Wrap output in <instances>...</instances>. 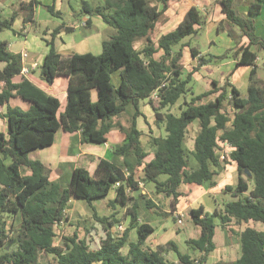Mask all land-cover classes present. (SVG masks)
Here are the masks:
<instances>
[{
  "label": "trees",
  "instance_id": "obj_1",
  "mask_svg": "<svg viewBox=\"0 0 264 264\" xmlns=\"http://www.w3.org/2000/svg\"><path fill=\"white\" fill-rule=\"evenodd\" d=\"M171 1L86 3L88 14L99 15L111 28L108 37L102 40L99 54L62 55L53 41L62 29L69 28L59 26L49 33L45 39L48 49L39 73L47 83H52L58 75L68 77L66 105L60 113L57 97L46 94L26 78L12 82L11 78L23 67L21 55L10 52L7 42L0 39V82H3L0 108L6 106L7 120L6 132L0 131V264H42L39 260L42 251L53 254L55 264H264V81L257 73L256 53L251 50L252 46L263 50L264 38L255 33L254 20L250 17L264 15V0H212L225 17L216 30L226 31L233 46L221 54L200 55L198 65L234 60V68L251 66L247 89L242 94L228 76L221 86L213 80L212 89L185 101L178 114L167 108L185 97L192 74L181 76L182 49L190 46L206 18L191 6L174 28L161 34L154 43L151 33ZM37 5L38 0L20 2L19 12L24 22H34ZM43 6L55 13L51 5ZM241 6L245 10L241 11ZM11 24L12 18H4L0 13V30L12 29ZM244 38L246 42L241 43ZM140 39L144 40L143 47L136 49L135 43ZM189 48L192 56H198L197 48ZM159 50L162 53L155 58L153 54ZM114 71L119 72L118 87L110 80ZM162 83L165 85L158 89L157 98L149 99ZM91 89H96L95 100L91 98ZM215 92L218 93L213 100L197 103ZM13 96L28 101V108L9 105ZM140 99L147 100L157 125L164 131V135L150 137L149 142L155 149L153 158L146 162V152L139 141L141 132L135 121ZM128 103L135 108L131 124L124 142L114 150L125 156L123 165L99 159L93 173L84 167H75L68 184L63 186L49 178L47 168L39 159L29 157L30 151L50 145L60 128L67 132L80 131L81 142L103 143L107 132L115 127L112 118ZM228 104L233 108L232 114L227 111ZM194 121L198 122L199 130L189 150L185 139ZM218 141L233 147L222 160L215 152ZM129 155H133L132 162L128 160ZM228 160L236 162L238 177L236 184L225 186V190H232L235 198L225 202L221 210L205 212L202 205L189 210L193 223L200 226V234L185 243L200 255L191 257L173 241L155 249L147 246L145 240L154 227L138 221V199L129 195L127 189H137L139 181L150 182L157 194L171 198L173 207L181 194V183L211 187L215 184V174ZM141 164L142 176L136 178L135 169ZM22 166L30 174H23ZM116 182L119 184L115 185ZM249 182H252L251 189ZM112 189L115 195L108 203L113 207L116 204L127 207L129 223L123 229L118 225L116 211L100 216L91 205L93 199H104ZM72 197L84 199L91 206L92 216L103 230L98 246H92L90 239L80 237L76 231L67 236L62 234L61 246L54 244L56 231L68 220L66 210ZM142 197L148 208L155 206L145 195ZM7 215L19 217L16 225L10 222L11 229ZM215 217L223 227L233 221L246 224L238 233L240 255L233 261L208 263L215 249ZM250 222L263 228L247 225ZM115 225L121 229L112 231ZM132 229L137 234L135 240L130 239ZM169 250L174 251L175 260L165 257L164 253Z\"/></svg>",
  "mask_w": 264,
  "mask_h": 264
},
{
  "label": "crops",
  "instance_id": "obj_2",
  "mask_svg": "<svg viewBox=\"0 0 264 264\" xmlns=\"http://www.w3.org/2000/svg\"><path fill=\"white\" fill-rule=\"evenodd\" d=\"M21 1H24V0H0V13L4 18H12V24H11L12 29L11 30L16 35H23V38H24L23 45L29 46L31 48L34 47L36 49L35 52H40L41 55H39L37 57H32L30 60L29 59L27 60V58L30 55L27 53L25 47H21L20 49H13V43H8L6 41L7 42V48L10 52L19 53L21 55V60H22V65H23L21 71L18 74L14 75L11 78V80H12V82L17 83V82H20L23 78H26L33 85H35L36 87L41 89L46 94L57 97L59 102H60L59 109H58V113H60L64 110L65 105H66L68 77L65 75H58L54 78L52 83H47L41 77V75L39 73V67L42 63V60H43L45 53L47 52L48 46L46 44V41L44 40L45 41V47L43 48V53H42L41 42L35 40V38H33V37L37 36V35L38 36L41 35L43 37H40V39L43 40L42 38H44V39L48 38V34L54 28H57L59 26H65L69 29L68 30L62 29L56 35V37L53 41L56 50L60 54L65 55V56L70 55V54L75 53V52L86 53V52H90L89 50H90V48H92V44H93V42L96 41L97 36L95 34L89 32V33H82L79 36V38L76 39L72 36V32L76 28H85L86 30H89L95 26L97 28H103L105 25V22L102 20V18L99 15L88 14L87 10L85 9L86 3H83L82 9L80 11H76L75 9L71 8L69 1L66 2V5L72 9L71 13H69L71 17H70V19L67 20V19L61 17L62 14H66V11H63L64 0H38L39 5H51L53 7V10L55 13H52V12L47 10L49 12L50 16H59L60 17V22H52L50 25L49 21H47L48 26H45L43 28L38 23L39 20H37V18H36V11H37L39 5L34 6V22L33 23L32 22H24L23 16H22L21 12H19V9H20L19 4ZM172 2H174V1H172ZM172 2H170V4ZM175 3H178V1H175ZM185 3H186L185 10L179 14L180 20H182L184 14L186 13V11L191 6H195L196 8L201 10L204 8L205 5H210V3H212V2H211V0H186ZM170 4H169L168 8L162 14L168 13V11L170 10V6L172 7L174 5V4H171V5ZM214 6L215 7H211L210 13L206 16L205 25H208V27H210L211 30L214 29L216 35L219 34V36L217 37L216 40L215 39L209 40V45H210V47L211 46L221 47V45H222L223 46V47H221L222 51L220 50L219 53H217V54H221L224 50L232 47V40L226 31L217 32L216 29H217V25H218L219 21L225 20V17L220 11V6L218 4H216ZM240 9H241V11H243V10H245V7L241 6ZM256 16H258V17L256 18ZM250 17H252L253 20L255 19L254 20L255 33L258 36L264 38V15H263V13H259L256 15H250ZM256 21L258 23V26H257ZM86 22H89V23L87 24ZM174 27H172L171 29L166 30V31H161V29H160V33H159L158 37L161 34L172 30ZM44 30H46L45 34H44V32H45ZM63 31H65L66 33H70V35L68 36V39L66 41L63 40V38L61 37V34L63 33ZM31 32L34 35H31ZM28 37H30V38H28ZM158 37L156 38V41H157ZM59 39L61 40V43L58 42ZM31 40L34 43L31 42ZM156 41L154 43H156ZM245 42H246L245 38L241 40V43H245ZM142 47H143V44L139 48H136V46H135L136 49H141ZM189 47H194V48L198 49V47L193 45V40H192L190 42V46L183 47L182 56H181L179 63L181 65V73H182L181 76L182 77L185 76L187 73L192 72L191 77H190L191 79L188 83L190 90L185 94V97L182 98V101L178 100L179 102L177 101L174 105L167 108L170 112H172L174 114H178L180 111V108H182L184 106L185 101H189V99L192 96H194L198 93H201L205 90L212 89L213 88V84H212L213 80L218 82V86H221L227 76H228V80L230 81V83L233 84L242 94H244L246 92L247 82H248V80H247L248 79V73L251 69V66L241 65L239 67L234 68V64H235L234 60H226V61H223L220 63L198 65V57L200 55H203V54H206L209 52L203 53L198 49V56L194 57L191 55ZM252 47H251V50L255 51V50H253ZM101 50H102V42H101ZM259 50H261L260 55L257 54V52L255 51V53H256L255 64H256V69H257L258 75L264 81V49L263 50L259 49ZM161 53H162V51L159 50L156 53H154L153 56L155 58H158ZM22 54H25V55H22ZM97 54H99V53H97ZM110 80H111V83L114 85V87H118L119 82H120L119 72L118 71L112 72L110 75ZM193 80H196L199 82L202 81L204 83V87H203L204 90H202L200 92H195L192 89V87L190 86V83ZM2 85H3V82H0V88ZM217 93L218 92L210 94V95L204 97L202 100L198 101L197 103L207 102L209 100H213L215 98V96L217 95ZM91 98L93 100L96 99V89H91ZM29 104L30 103L28 101L20 98L19 96H13L9 100V105L20 106L24 109L28 108ZM130 105H132V104L128 103L125 106L124 110L121 111L119 114L123 113L128 106L130 108L131 107ZM175 105L178 106L177 112L172 111V107ZM134 110H135V108L132 105V108H130V110L127 112V114L124 117V118H126L128 116V114L130 116V118L127 121H124V123H126V124L120 123V122H118V120L113 121V123L115 124V127L111 128L107 132L106 141H104L103 143H96V142H92V141L81 142L80 131L67 132V131H64L63 129L60 128L55 132L54 141L50 145H47L45 147H40V148H37V149L30 151L29 157L32 159H39L45 165V167L47 169H57V171H58V169L61 170L62 168L66 169L67 170L66 176H64V177L59 176L57 179H55V180H58L63 186H66L68 184L69 179H70V174H71L70 172L75 167L81 166V167H84L87 169L93 168L92 171L88 170L90 173L91 172L93 173L99 159H106V160H108V161H110L116 165H123V163L125 161V156L122 154L115 153L114 150L118 145H121L124 142L126 132L128 131L129 126L131 124V119H132V115L134 113ZM138 110H139V115L136 116L135 121H136V127L141 132L139 135V141H140V144H141L144 152H146V156L144 158V162H146V161H149L150 159L153 158V153H154V149H155V147L152 146V144L149 142L150 137H152V136L157 137V136L164 135V131L160 125H157V123L155 121L154 111L151 108V106L147 103L146 99H140L138 101ZM5 111H6V106H3L0 108V122L2 123L1 128L2 129H3V127L5 128V131L0 130L2 132H6V129H7V120H6V117L4 116ZM119 114H118V117L120 118L121 116H119ZM115 117L118 118L117 116H114L113 118H115ZM190 127H192V128H190ZM198 130H199L198 122L194 121L191 124V126H189V129H188V132L186 135V139H185V146L189 150H191L193 148V141H194V138H195ZM58 132L60 133L61 138H60V140H58V142H56ZM143 137H146L148 139V143H147L148 146L147 147H145L143 144V139H142ZM187 138H189V140H190L189 146L186 145ZM39 149H47V151L44 154L36 153V151ZM79 160H81L82 165H77ZM128 160L130 162H132L133 161V155H129ZM9 161H10V159L7 158L6 162H9ZM142 167H143V164L136 167V169H135V177L136 178H139L140 176H142ZM22 168H24L25 171H28L26 173L22 172L23 174H30L29 169L22 166L21 171H22ZM237 177H238V173H237L236 162L232 161V160H228L223 165V167L217 172V174H215V176H214L215 184L211 187H206L203 185H197L194 183H181L179 186V191L181 194L177 197L176 203L174 204L173 207H172L171 202H170L171 198L166 196L168 198L169 204H170V211H169L170 214L176 220L177 218L175 217V215L177 212H181L183 214V216H185L187 214L190 215L189 210L191 208H196L199 205H202L203 210L205 212H212L215 209L221 210L223 208V205L225 202L235 198V196H233V191L232 190L226 191L225 186H227V185L234 186L236 184ZM49 178H50V176H49ZM61 178H64V179L69 178V179H67L66 182H64V180L60 181ZM139 186H142L141 181H139ZM251 187H252V182L251 183L249 182V189H251ZM138 188L134 189V190L127 189V192L129 195H131L133 192L137 191ZM144 191H148V190H146L145 188L144 189L142 188L141 192L143 193ZM245 193H247V192H245ZM114 195H115V190L112 189L109 191V193L107 194V196L104 199H93L91 201V205L94 206L96 212L98 213V211L94 205L96 203V201L97 200H100V201L106 200L109 202V200H111L114 197ZM72 198H75V197H72ZM152 201H154V200L152 199ZM87 205H88V203H87ZM88 206L91 208L90 205H88ZM108 207H113V206H111L108 203ZM116 207H118V206H116ZM123 207L127 208L126 206H123ZM113 208H115V207H113ZM91 211H92V208H91ZM112 211H114V210H112ZM138 212H139V218H138L139 222H148L149 224H151L154 227V231L145 240V244L147 246H150L151 248L155 249V248H157V247H155L157 245H161V244L165 245V243L175 240V236H171V233L169 234V236H167V234H166L167 227H165V226H162V230H160L156 233V227L154 224H157V222H159V221L157 219H155V222L153 220H151V218H149V216H148L149 212L143 213L145 215L141 214L140 211H138ZM164 212L169 213L168 211H164ZM110 213H112V212H110ZM109 214H99L98 213V215H100V216L109 215ZM125 222L129 223V215H126ZM182 223H183V221H182ZM121 224L122 223H119L118 225H121ZM118 225L113 226L111 228V230L115 231ZM245 225L246 224L244 223V226ZM126 226H128V224ZM126 226L122 225L121 227L125 228ZM99 227H100V231L95 232V233H97V236L93 235L91 230L88 232L86 231L81 236H80L78 230H75V231L78 233V235L80 237L85 236L88 239H90L92 246H98L100 238L103 237V230L101 228V225ZM174 235H177V234L174 233ZM215 248H216V245H215ZM125 250L126 249H124V251ZM170 252H173V251L169 250V251L165 252L164 254L167 255L166 253H170ZM209 258H210V255L208 257V260H209ZM175 259L176 258L174 257V259H170V260H175Z\"/></svg>",
  "mask_w": 264,
  "mask_h": 264
},
{
  "label": "rangeland",
  "instance_id": "obj_3",
  "mask_svg": "<svg viewBox=\"0 0 264 264\" xmlns=\"http://www.w3.org/2000/svg\"><path fill=\"white\" fill-rule=\"evenodd\" d=\"M68 1H69V4L71 5L72 9H75L76 11H80L82 9L83 3H88L89 5H95L96 3L102 2L103 0H64L63 11H66V14H62L61 17L65 18L67 20L70 19L71 16L69 13H71V11H72V9L66 5V2H68ZM173 1L174 2L171 1L172 2L171 4H174V5L172 7L170 6V10L168 11V13H166V14L164 13L159 17V19L156 23L155 29L151 33V37H152V40L154 42L156 41V38L158 37V35L160 33V29H161V31H166V30H169L172 27H174L177 24V22L180 20L179 14L185 10L186 0L185 1L184 0H173ZM175 1H178V3H175ZM151 2L153 4H158V0H151ZM211 2L212 3H210V5H205L204 8L200 10L205 15V18L210 13L211 7H215L214 5H216V3H214L212 0H211ZM257 17L258 16H256V18ZM36 18H37V20H39L38 23L43 28L45 26H48L47 21H49L50 25L52 22H60V17L59 16H50L49 12L47 11V9L43 5L38 6V9L36 11ZM256 23H257V21H256ZM257 26H258V23H257ZM110 30H111V28L109 26H107L106 24L104 25L103 28H97L95 26L89 30H86L85 28H76L72 32V36L74 38L78 39L82 33H89L90 32V33L95 34L97 36V39L95 42H93L92 48H90L89 51L91 53L97 54V53H100V51H101L102 40L108 37ZM31 35H34V34L31 32ZM69 35H70V33H66L65 31H63V33L61 34V37L63 38V40L66 41L68 39ZM218 36H219V34L216 35L214 29L211 30V28L208 27V25H204L203 28L201 29V31L193 37V45L198 47V49L203 53L209 52L211 54H217V53H219V51L221 50V47H223V46L221 45V47H215V46L210 47L209 40L210 39L216 40ZM40 37H43V36L37 35V36H34L33 38H35V40L41 42L42 53H43V48L45 47V41L44 40L46 38L45 39L42 38L43 40H41ZM48 37H49V34H48ZM28 38H30V37H28ZM0 39L5 40L8 43H13V49H20L21 47H25L27 53L30 55L27 58V60L28 59L30 60L32 57H37V56L41 55L40 52H35L36 49L34 47L31 48L29 46H24L23 45V41H24L23 35H16L11 29L5 28V29L0 30ZM31 42H33V41L31 40ZM58 42L61 43V40L59 39ZM143 42H144L143 39L138 40L135 43L136 48H139L143 44ZM232 46H233V43H232ZM252 48H253V50H255L257 52V54L260 55L261 50H259L256 46H253ZM190 86L192 87V89L195 92H200V91L204 90V88H203L204 83L202 81L199 82V81L193 80L190 83ZM179 101H182V97L179 99ZM130 106H131L130 108H132V105H130ZM130 108L128 106L123 113L119 114V116H121L120 118L118 117V115H116L118 118H116V117L112 118V122L115 120H118V122L126 124V123H124V121H127L130 118V116L128 114V116L126 118H124V117L127 114V112L130 110ZM226 108H227V111L229 112V114L233 113V108L229 104L226 106ZM172 111L177 112L178 106H176V105L173 106ZM1 127H2V123L0 122V130L5 131V128L3 127V129H2ZM190 128H192V127H190ZM60 138H61L60 133L58 132L56 142H58V140H60ZM142 139H143L144 146L147 147L148 146V144H147L148 139L146 137H143ZM189 144H190V140H189V138H187L186 145L189 146ZM46 151H47V149H39L36 151V153L44 154ZM77 165H82L81 160H79ZM85 169H87V168H85ZM92 169L93 168L87 169V170L92 171ZM47 171H48V174H49L51 180H55L59 176L64 177L67 175V170L64 168H62L61 170L58 169V171H57V169H47ZM22 172L26 173L28 171H25L24 168H22ZM71 172H72V170H71ZM67 179H69V178H67ZM67 179L61 178L60 181L64 180V182H66ZM142 188L143 189L145 188L148 191H144L142 193L141 192ZM142 195H145L146 198L148 197L150 200L153 199L155 206L148 208L146 205V202H145V198L142 197ZM131 196L135 199H138V203H139L138 211H140L141 214H143L145 212H149L148 216H149V218H151V220H153L155 222V219H157L159 221V222H157V224H154L156 227V233L158 231L162 230V226H165V227H167V230H166L167 236H169L170 233H171V236H175V240H173V241L178 245V248L182 252H186V253L190 254V256L193 258H197L200 255V252L197 249H194L191 246H188L184 242L187 239L196 238L200 234V226L193 223L190 215L187 214V215L182 217L183 223H177L176 220L172 217V215L169 212L170 211V204H169L168 198L163 193L157 194V192L154 189V185L150 182H148L146 184L142 183V186H139L138 190L133 192L131 194ZM97 201L94 205H95L99 214H109L110 212H112V210H114V211H116V217L118 218L119 223H122L121 226L122 225L126 226L128 224L125 222L126 215H127V213H126L127 211H126L125 207H119L120 206L119 204H116V206H118V207H115V208L108 207V201H106V200H101V201L97 200ZM164 211H168L169 213L164 212ZM66 213L68 216V220L62 222L60 231H56L57 236H55V239H54L55 245L61 246V242H62L61 235L62 234L67 236L75 230L79 231L80 236L83 235V233H85L86 231L88 232L90 230H91L93 235L97 236V233H95V232L100 231V227H99L100 224L94 220V218L92 216L91 208L87 205V203L84 199L72 198L68 204V208L66 210ZM143 215H145V214H143ZM6 217L8 218V228L9 229H11L10 228V222L13 221L14 224L16 225L17 222L19 221V217L14 216V215H7ZM214 222H215V232H214L213 241L216 245V248L214 251L211 252L208 263H214V262H218V261H225V262L233 261L240 254V242H239V234L238 233H239L240 229H242L244 227V223L237 224L236 222L233 221L230 223V225L223 227L221 225L218 217L214 218ZM249 224L254 225L258 228H263L260 225L254 224L252 222L248 223L247 225H249ZM174 233L177 235H174ZM136 236H137V234H136L135 230L132 229L130 232V239L135 240ZM157 246H159V245H157ZM157 246H155V247H157ZM173 252L166 253L167 255H165V257L168 259H174L175 253H173ZM39 260L42 264H55L54 255L43 252V251L39 253Z\"/></svg>",
  "mask_w": 264,
  "mask_h": 264
},
{
  "label": "built area",
  "instance_id": "obj_4",
  "mask_svg": "<svg viewBox=\"0 0 264 264\" xmlns=\"http://www.w3.org/2000/svg\"><path fill=\"white\" fill-rule=\"evenodd\" d=\"M22 55H25V54H22ZM164 85L165 83H162L161 85H159V87L154 92H152L151 96H149V99L153 100L157 98L158 89L162 88ZM232 149L233 147L230 143L224 142V141H218V146L215 148V152L219 155V158L222 160L224 157H227L229 155ZM118 184L119 183L116 182L115 185H118ZM175 217L177 218L176 221L178 223H182L183 214L181 212H177ZM118 229H121V227L118 226Z\"/></svg>",
  "mask_w": 264,
  "mask_h": 264
},
{
  "label": "water",
  "instance_id": "obj_5",
  "mask_svg": "<svg viewBox=\"0 0 264 264\" xmlns=\"http://www.w3.org/2000/svg\"><path fill=\"white\" fill-rule=\"evenodd\" d=\"M248 175L250 176V174L248 173Z\"/></svg>",
  "mask_w": 264,
  "mask_h": 264
}]
</instances>
